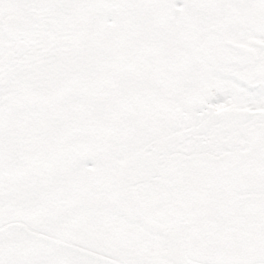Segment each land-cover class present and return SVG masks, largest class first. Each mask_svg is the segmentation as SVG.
Instances as JSON below:
<instances>
[{"label": "snow or ice", "instance_id": "6c2138e0", "mask_svg": "<svg viewBox=\"0 0 264 264\" xmlns=\"http://www.w3.org/2000/svg\"><path fill=\"white\" fill-rule=\"evenodd\" d=\"M0 264H264V0H0Z\"/></svg>", "mask_w": 264, "mask_h": 264}]
</instances>
